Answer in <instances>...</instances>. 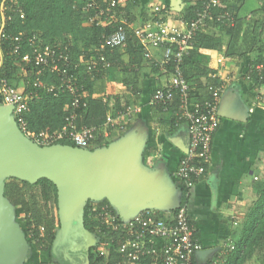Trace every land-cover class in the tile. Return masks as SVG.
Wrapping results in <instances>:
<instances>
[{
  "label": "crops",
  "instance_id": "crops-1",
  "mask_svg": "<svg viewBox=\"0 0 264 264\" xmlns=\"http://www.w3.org/2000/svg\"><path fill=\"white\" fill-rule=\"evenodd\" d=\"M138 1L130 9L129 16L121 15V21H126L131 33L152 19L183 28L187 22L183 20L187 14L186 9L193 6V3L185 0H175L174 3L172 0ZM128 3L125 0L120 8H125ZM261 5L262 1L259 0H245L238 11L241 23L246 24L257 16ZM106 22L108 24L111 20ZM224 31L209 23L204 32L220 37V46L215 50L195 49L197 53L187 67L193 77L189 82L193 100L204 99L215 87L226 85L218 100L220 124L213 135L210 164L190 192L186 203L195 239L200 247L198 251L208 252L205 257L195 255V264L208 263L237 240L244 212L253 201L254 179L264 172V103L255 105L249 84L241 80L247 68L258 57V47L264 45V27L257 29L255 36L258 42L244 55L241 50V55L233 53L232 48H229L230 38ZM244 31L245 25L240 31L241 36ZM151 52L152 59L144 58L136 64L132 60L138 58L130 55L126 45L119 46L117 58L113 56L109 67L96 73L99 75L89 77V92L86 94L93 99H102L107 104V116L117 110L116 105L119 108L125 107L118 111H125L128 107L136 108L137 112L127 120L122 130L112 129L108 139L99 141L102 145H110L130 134L141 137L142 167L149 172L161 174L172 189L170 208L163 206L150 208L149 211L168 218L173 212L171 208H177L181 201L180 184L174 179L173 173L185 153L189 139L185 123L174 124L170 110L160 111L150 105L153 91L166 86L170 78L169 74L158 69L161 50L153 49ZM34 260L35 264L43 263L37 258ZM146 263L152 264L151 259ZM121 264L133 263L123 261Z\"/></svg>",
  "mask_w": 264,
  "mask_h": 264
},
{
  "label": "built area",
  "instance_id": "built-area-1",
  "mask_svg": "<svg viewBox=\"0 0 264 264\" xmlns=\"http://www.w3.org/2000/svg\"><path fill=\"white\" fill-rule=\"evenodd\" d=\"M9 1L0 0V67L3 60L1 53L3 46L8 42L9 54L19 56L21 42H24L21 33L13 37L6 32L10 21V17L6 15ZM80 1H82V11L87 14V23L96 25H102L103 21L116 20L115 11L125 2V0H108L107 4L101 7L96 0ZM189 1L197 9L194 11V18L185 22L183 28L169 25L160 19H152L133 33L145 59H152L151 50H161L158 68L164 74L170 75L166 86L153 91L150 105L167 111L175 93L178 95L180 105L176 113V121L186 124L189 141L173 177L179 182L180 189L187 197L204 176L210 164L212 139L220 124L217 111L218 100L226 85L222 84L212 89L210 100L202 103L193 102L190 86L184 77V58L193 50L196 34L204 32L210 22L220 28L232 29L237 21L230 11L213 13L222 5V0ZM121 23L127 25L126 21ZM25 40L32 52L24 54L21 62L31 63L36 68V82L33 86L42 88L54 96L60 92H68L71 97L70 103L65 107L62 128L50 135L40 133L32 137L27 131L24 115L29 112V104L36 95L29 92L28 82V84L23 83L21 87H16L5 78L0 79V99L2 100L0 106L12 108L10 115L18 129L33 143L40 147H49L65 139L73 142L78 148H84L98 140L108 139L112 129L122 130L127 120L137 112L136 108L128 107L125 111L108 115L105 122L97 127L77 124L79 111L87 108L85 99L87 94L78 78L80 69L83 68L87 74H95L109 67L110 63L106 61L105 51L107 48L125 45L127 35L124 28L119 27L103 35L99 43L83 51L77 61H71L67 46L63 50H57L56 46H43L42 41L35 34ZM218 63H221V60H218ZM169 68H171L170 71ZM23 72L25 77V70ZM46 73L56 76L58 82L43 84L41 78ZM254 73L260 81L258 87L254 86ZM241 80L249 84L250 90L254 93V104L262 105L264 103V54L259 64L250 65L247 68ZM91 213L99 224L97 227L99 238L102 237L99 231L100 226L110 229L114 235H119L117 251L129 263L141 264L151 259L152 264H195V254L200 247L195 239L194 227L190 223L186 205L177 207L175 213L166 219L159 217L153 211L145 210L123 220L107 205H102ZM101 244L103 245V241ZM233 248V244L229 245L227 250L221 251L222 254L214 259L211 258L206 264H223L224 258ZM100 255L107 256L103 250L100 251Z\"/></svg>",
  "mask_w": 264,
  "mask_h": 264
},
{
  "label": "trees",
  "instance_id": "trees-1",
  "mask_svg": "<svg viewBox=\"0 0 264 264\" xmlns=\"http://www.w3.org/2000/svg\"><path fill=\"white\" fill-rule=\"evenodd\" d=\"M96 1L101 7H104L108 0ZM128 1L129 3L125 8L119 7L116 9L115 14L118 18L104 26L96 25L95 23H87V14L82 11V1L80 0H10L8 2L6 15L10 17V21L6 28V32L13 37L21 33L24 42H21L19 56L9 54L10 46L7 44L8 42L3 46V49L1 50L3 60L0 67V79L5 78L12 84L17 78L19 70H25V77L21 76L23 83L28 82L29 92L36 95L33 101L29 104V112L24 115L27 122V131L32 137H36L40 133L50 135L62 128L64 125L65 107L70 103L71 97L68 92H60L57 96H54L53 94L47 93L42 88H36L33 86V83L36 82V68L31 63L24 64L21 62V57L24 54H31L32 52V49L28 46L27 40L25 39L35 34L37 38L42 41L43 46H56L57 50H63L64 47L67 46L69 48L68 53L71 61H77V59L83 54L84 49L96 46L103 35L109 34L119 29V27H122L127 35L125 45L130 55L138 58V60H132L133 63L137 64L141 59H144L143 52L137 45V40L133 36V33L129 32L127 25L122 24L121 20L125 15H130V9L134 4H138L139 1ZM185 1L188 2L189 0ZM244 1L245 0H222V5L213 12L216 14L219 11L227 10L233 13L237 18L236 26L234 28L223 29L225 30V35L230 38L229 48H232L233 53L238 55H244L255 47L258 42L257 36H255L256 31L257 29L264 27V0H259L262 1V5L257 12L258 15L246 24L241 23L242 21L238 18V11L243 6ZM196 9V6L190 8L187 7V14L186 16H183V20H186L187 22L192 20ZM21 15L23 16L22 18ZM211 24L215 25V23L210 22V25ZM243 25H245V31L241 36L240 31ZM219 38L220 37H216L214 34L208 32H198L196 34L193 42L194 48L190 54L184 58L183 63L184 77L189 86H191L189 82H191L193 77L190 75L187 67L197 53L195 52V49H218L220 46ZM240 50L241 54L239 53ZM117 52L118 47L107 48L105 51L106 61L110 63V61L113 60V56H116L117 58ZM263 52L264 45L258 47V57L252 62V65H257L262 61ZM170 70L171 68H169V71ZM91 75L96 76L99 74H87L84 72L83 68L80 69V73L78 74V78L82 82L86 93L89 92V86L87 83H89V77ZM253 80L254 86L258 87L260 81L257 79L255 73L253 74ZM41 82L48 85L51 83H57L58 79L56 76L46 73L41 78ZM250 94L251 97L254 98L252 90ZM190 96L193 100L191 93ZM85 99L87 102V108L79 111L77 121L78 126L97 127L102 125L105 122L108 112L107 104H104L102 99H93L87 95ZM210 99L211 97L209 95L201 100H193V102L202 103ZM1 103L2 100L0 99V104ZM179 105L178 95L175 93L172 102H170L167 107L171 112L174 124L184 123L182 121H176V113L179 111ZM116 107L117 110H114L112 115H114L115 112H118V110H123L125 108H119L117 105ZM153 108L163 111V108L161 107L154 106ZM106 144L102 145L98 140L92 143V145L84 147V149L93 152L92 146L101 149L108 146V144ZM52 145L77 148L73 142L65 139ZM18 181H20V186L15 183L5 182L3 196L6 200H10L9 203L12 207L20 208L27 220H29L27 224L30 229V234L36 242L37 248L39 250H45L50 247L52 251L53 242L59 228L57 189L51 181L45 178H41L33 184L21 180ZM17 187H19V189ZM252 190L254 196L253 201L244 212L242 225L238 228V238L233 244L234 248L225 257L223 264H248V262L253 264H264V172L261 176L256 178ZM180 194L181 201L177 206L178 208L185 206L189 198L182 189H180ZM91 204V201L86 203L83 220L85 229L96 237V244L90 248L88 252L81 254L84 258V264L123 263V261L126 260L117 251L119 235H114L111 233L110 229L100 226L99 231L102 237H98L100 236L97 231L99 224L95 220L93 216L94 214L91 213ZM102 205L109 206L115 214L107 200L98 203V207ZM176 209L173 210V214ZM190 223L192 224L191 219ZM101 240L103 241V245L101 244ZM99 249H102L107 256L100 255ZM76 260H79V258L76 257Z\"/></svg>",
  "mask_w": 264,
  "mask_h": 264
},
{
  "label": "water",
  "instance_id": "water-1",
  "mask_svg": "<svg viewBox=\"0 0 264 264\" xmlns=\"http://www.w3.org/2000/svg\"><path fill=\"white\" fill-rule=\"evenodd\" d=\"M11 110L0 106V264H23L29 250L12 221L13 207L3 196L8 178L30 184L45 178L56 187L59 229L52 250L63 264H84L81 254L96 244L84 227L87 201L107 200L123 220L144 208L172 206V189L162 175L141 165L139 135L130 134L93 152L60 145L40 147L20 132ZM195 255L205 257L208 252Z\"/></svg>",
  "mask_w": 264,
  "mask_h": 264
},
{
  "label": "rangeland",
  "instance_id": "rangeland-1",
  "mask_svg": "<svg viewBox=\"0 0 264 264\" xmlns=\"http://www.w3.org/2000/svg\"><path fill=\"white\" fill-rule=\"evenodd\" d=\"M251 3H252V1L250 2L249 6H248L249 7L248 10L250 9ZM106 24H107V22L103 21L101 26H104ZM21 76L22 77L24 76V72H23L22 69H20L19 72H18V75H17L18 79L16 78L12 82V84H14L16 87H21L23 85V79H22ZM92 149H93L92 151H95L98 148L95 147V146H92ZM259 175L261 176L262 174H259ZM18 180L19 179H17V178H8L7 180H5V182H7V183H15V184H18L20 186L21 184H20V181H18ZM254 180H256V179H254ZM17 188L19 189V187H17ZM22 192H23V190H22ZM7 201L10 202V200H8V199H7ZM97 207H98V203H95V202L92 201L91 211L96 209ZM145 210H151V209L150 208H144V210H141V212L145 211ZM159 217H161V216H159ZM161 218L166 219V215L161 217ZM12 221L19 227V229L21 230L23 236L25 237L26 241L28 242L29 250H28V254H27L23 264H35V260H34L35 258H37L40 262H43L41 264H63L61 259L58 260L59 257L57 256V254L54 253L53 250L51 251L50 247L46 248L45 250L37 249L36 242H35L34 238L31 236L30 229H29V226L27 224L29 222V220H27V218L25 217L23 211L20 208L13 207V218H12ZM99 250L102 251L101 249H99ZM38 251H41V252L38 253ZM82 262H84V260ZM248 264H253V263L248 262Z\"/></svg>",
  "mask_w": 264,
  "mask_h": 264
},
{
  "label": "bare ground",
  "instance_id": "bare-ground-1",
  "mask_svg": "<svg viewBox=\"0 0 264 264\" xmlns=\"http://www.w3.org/2000/svg\"><path fill=\"white\" fill-rule=\"evenodd\" d=\"M64 247H65V245L62 244V245H61V248H64Z\"/></svg>",
  "mask_w": 264,
  "mask_h": 264
},
{
  "label": "clouds",
  "instance_id": "clouds-1",
  "mask_svg": "<svg viewBox=\"0 0 264 264\" xmlns=\"http://www.w3.org/2000/svg\"><path fill=\"white\" fill-rule=\"evenodd\" d=\"M78 148V147H77ZM81 149V148H80ZM256 179V178H255Z\"/></svg>",
  "mask_w": 264,
  "mask_h": 264
}]
</instances>
